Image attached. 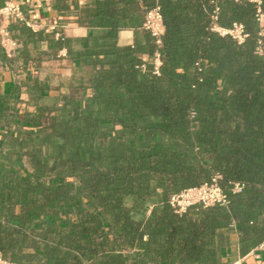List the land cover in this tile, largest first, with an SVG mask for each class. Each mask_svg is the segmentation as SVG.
<instances>
[{"label":"trees","instance_id":"obj_1","mask_svg":"<svg viewBox=\"0 0 264 264\" xmlns=\"http://www.w3.org/2000/svg\"><path fill=\"white\" fill-rule=\"evenodd\" d=\"M213 2L86 0L73 21L85 37L27 33L92 74L73 79L51 105L40 103L35 79L0 93L5 259L226 264L221 235L232 224L241 253L264 241V37L247 0L217 2L218 25L242 24L243 44L210 32ZM154 7L164 26L158 46L141 29ZM124 30H134L133 46L119 45ZM214 176L224 190L245 188L229 194L227 207L173 211L171 195Z\"/></svg>","mask_w":264,"mask_h":264},{"label":"crops","instance_id":"obj_2","mask_svg":"<svg viewBox=\"0 0 264 264\" xmlns=\"http://www.w3.org/2000/svg\"><path fill=\"white\" fill-rule=\"evenodd\" d=\"M7 3L17 5L25 19L38 26V29L32 31L23 23L2 16L0 13V28H4L7 35L18 43V48L12 58L3 59L0 55L1 94L8 95L13 89H17L30 79H35L44 89L40 99L42 104L41 100L48 90L45 87V81L49 80L50 74H53L54 79L58 81V85L54 88L58 93V98L73 79L82 78L83 82L89 80L92 74L90 68L82 66L79 61L67 58L65 50L53 53L47 49L44 42L38 43L33 39L29 43L27 35V33L44 35L56 29L55 35L61 31L68 39L85 37L88 30L74 25L73 21L76 19L74 17L76 11L86 3V0H0V12ZM118 43L121 46H133L135 44L134 30L122 31ZM17 97L21 103L19 107L22 109L23 103L28 101L27 96L21 92ZM221 247L226 264L235 261H239V264H264V251L252 252L256 247H251L247 252L241 253L240 235L234 224L223 231Z\"/></svg>","mask_w":264,"mask_h":264},{"label":"built area","instance_id":"obj_3","mask_svg":"<svg viewBox=\"0 0 264 264\" xmlns=\"http://www.w3.org/2000/svg\"><path fill=\"white\" fill-rule=\"evenodd\" d=\"M218 1L220 0H214L213 2L214 8L210 15L209 31L218 34L220 37H229L237 45L243 44L248 38V34L242 24L233 23L230 28H222L218 25ZM247 2L254 7V19L257 26V34L258 37L262 38L264 37V7L262 0H247ZM0 13L2 16L13 18L15 21L23 23L32 31H36L38 29V26L33 25L25 19L20 8L15 4L7 3ZM141 29L151 36L155 45H160V39L164 34V26L158 7H154L147 11ZM55 36L58 38L59 34H56ZM258 44H260V42ZM17 48V41L9 37L4 28H0V50L5 54V56L7 58H12ZM152 64L154 66V74H158L160 61L157 52H155L153 56ZM139 69L144 71L145 66L141 65ZM219 181L220 177L214 176L209 183H204L199 187L184 189L179 193L171 195L168 203L173 211L178 215L184 214L192 207H201L203 209L212 207H227L229 204V194H240L244 190L245 185L240 182H234L229 184L227 190H224L219 185ZM258 251H264V241L252 252L255 253ZM0 264L15 263L10 262L0 254ZM231 264H239V261H235Z\"/></svg>","mask_w":264,"mask_h":264},{"label":"rangeland","instance_id":"obj_4","mask_svg":"<svg viewBox=\"0 0 264 264\" xmlns=\"http://www.w3.org/2000/svg\"><path fill=\"white\" fill-rule=\"evenodd\" d=\"M57 82V79H54V75L50 74L49 80H47V82L45 81V87H47L48 90L44 93V96L41 100L42 104L51 105L54 102L58 101V93L54 90L56 85H58Z\"/></svg>","mask_w":264,"mask_h":264}]
</instances>
